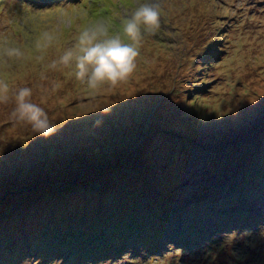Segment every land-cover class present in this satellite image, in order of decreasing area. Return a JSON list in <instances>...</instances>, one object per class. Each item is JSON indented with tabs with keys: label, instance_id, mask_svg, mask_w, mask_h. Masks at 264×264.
I'll list each match as a JSON object with an SVG mask.
<instances>
[{
	"label": "rangeland",
	"instance_id": "obj_1",
	"mask_svg": "<svg viewBox=\"0 0 264 264\" xmlns=\"http://www.w3.org/2000/svg\"><path fill=\"white\" fill-rule=\"evenodd\" d=\"M158 2L160 28L144 36L132 75L93 91L75 79L73 67L50 65L97 21L122 35L135 0H61L48 7L40 0H0V53H23L0 55V80L10 94L32 89L31 101L55 125L48 142L77 143L87 154L48 162L47 142H36L29 125L11 118L14 101L0 104V235H9L4 225H17V217H43L37 198L77 200L76 190L58 185L68 181L87 187L80 193L83 220L92 213L87 205L105 204L98 192L109 182L136 195L116 206L133 202L135 216L162 212L166 221L152 241L96 256L92 246L90 256L76 258L72 249L48 259L39 245L42 230L31 238L36 252L29 248L15 264H264V0ZM45 163L53 172L36 175ZM240 212L241 227L242 218H234ZM94 215L89 223L100 229L85 235L87 247L112 227ZM173 215L177 226L169 223Z\"/></svg>",
	"mask_w": 264,
	"mask_h": 264
},
{
	"label": "trees",
	"instance_id": "obj_2",
	"mask_svg": "<svg viewBox=\"0 0 264 264\" xmlns=\"http://www.w3.org/2000/svg\"><path fill=\"white\" fill-rule=\"evenodd\" d=\"M42 1V7H48L55 4H58L61 0H40ZM74 1V0H73ZM79 105V104H78ZM68 113L64 112L61 118L64 120L65 115ZM83 114H81V117L87 118L85 116H89L88 109H85L82 111ZM104 115V114H103ZM103 115H99L93 120H97L101 118ZM92 120V121H93ZM70 124H72V129L76 126L78 123V119L70 120ZM67 129V128H66ZM36 136V135H35ZM53 136H61V134H56ZM50 137V136H49ZM49 137H36L37 140H43L44 143L47 144V157L48 162L54 161L55 164H57V161H66L69 163V158L71 156L76 157V159L79 156H82V158H85L87 154L83 151L84 149L82 146H77V143L69 144V142L63 144L59 142L58 144H51L47 141ZM61 139V138H60ZM24 145V144H23ZM23 147V146H22ZM32 146L28 147L25 150L22 151H29L28 149ZM59 148L64 149V153L58 154ZM73 152V153H72ZM28 154V153H27ZM87 158V157H86ZM76 159L70 158V162H75ZM47 161V160H45ZM37 165V164H33ZM32 165V166H33ZM37 172V173H36ZM36 175H44V173H52L53 168L50 164L45 163V165L42 166L41 169H38L36 171ZM42 177V176H41ZM109 177H107L108 179ZM108 182V180H107ZM71 181L64 182V183H58V185H64L65 188L63 191H67L69 189H72V191L76 190L78 197L75 200L74 196L68 197L67 199H64L61 201V199L57 201H53L51 199H47V197H41L37 198L35 202L40 203L39 206L42 207L41 209L37 208L39 210L43 217H33L32 219L30 217H17V223L16 219L12 220L13 222H9V224L16 223L15 226H6L4 225L6 231H9V237L0 235V264H15L18 263V260L21 256L29 254V248H31V254H34L36 252V249H33V243L31 241L32 235L40 233L42 231L43 234V240L39 242L40 248H45L49 254L48 259L50 257H55V255H59L63 252H68L72 249L76 250L73 252V257L76 258L75 253L81 254L83 252L84 256H87L90 254L86 252V250L90 249L89 247H95L92 250V255L96 256L98 252H102L103 255H107L112 253V251H116V253H119L124 249V247H130L131 245H135L138 241L144 238L145 241H152L153 235L158 238L160 236L159 233L153 234L155 232V229L160 230L161 225H163L165 221L164 214L162 212H157L155 214H152L150 217L146 216H139L134 215V207L133 202L130 203L126 200H133L135 198L134 191L127 187L126 184L116 183V184H110L109 182L105 185H101L100 188V195H105V204H96L91 203V205H87L86 208H88L89 212L87 213V219H82V217H78L79 213H82L85 211L84 201L81 199H84V196H80V193L82 192L83 195H86V191L82 190L87 189V187L82 186V183H74L70 184ZM46 189V186L44 187ZM63 192V193H64ZM74 192V193H75ZM122 192V193H121ZM136 193V191H135ZM70 193H67V195ZM71 195V194H70ZM242 197V195H239ZM238 196V198H239ZM125 197L126 203L122 205L121 207L118 205L116 206L117 201L119 198ZM231 201L235 202V199L237 198L235 195L231 196ZM244 199H247L246 195L244 194ZM240 198V199H243ZM86 198V197H85ZM121 200H119L120 202ZM227 201V200H226ZM79 202V203H78ZM207 203V201L205 202ZM38 206V207H39ZM65 206V208L63 207ZM84 207V210H83ZM96 210L94 211L93 210ZM120 208V209H119ZM32 211H26L23 213H29ZM96 215L95 219H103L104 222L107 224L106 226H112L109 228L107 233H104V231L101 233L102 236L100 238L95 237L93 241L90 240L91 244L87 247L88 241L85 239V235L89 233L88 231L92 230V228L100 229L99 226H97L96 221L94 224H90L91 222L89 219H91V214ZM94 215V216H95ZM124 215V219L121 220H115L118 219L117 217H122ZM240 216L234 217L237 220L242 218V220L237 223L240 227L241 224L246 223L245 222V216L241 215V212L239 213ZM32 216V215H29ZM181 217V216H180ZM167 219V218H166ZM114 220V221H113ZM179 216L173 215L171 218V221L169 223L173 224L172 226H177L179 224ZM110 221V222H109ZM109 222V223H107ZM113 224V225H112ZM150 226L148 227V225ZM184 229L180 231L179 233H183ZM104 234V235H103ZM107 234V235H106ZM109 234V236H108ZM11 235V236H10ZM172 235V234H171ZM82 239L80 244H74V239L78 240ZM73 239V240H72ZM94 242V243H93ZM53 245L56 247H53ZM27 246V248H26ZM32 246V247H30ZM61 246V247H60ZM60 247V249H58ZM23 250L22 252L19 250ZM41 250V249H40ZM11 251H14V253H10ZM38 251V249H37ZM20 252V254H19ZM59 253V254H58ZM38 255H40V251H38ZM41 259H45V257ZM92 258H89V260Z\"/></svg>",
	"mask_w": 264,
	"mask_h": 264
},
{
	"label": "clouds",
	"instance_id": "obj_3",
	"mask_svg": "<svg viewBox=\"0 0 264 264\" xmlns=\"http://www.w3.org/2000/svg\"><path fill=\"white\" fill-rule=\"evenodd\" d=\"M158 8V0H135L134 9L122 20V35L129 42L122 39L121 33L110 34L104 21L87 26L50 67H73L75 79L93 91L127 81L136 68L144 36L155 34L160 28ZM45 39L52 38L45 34ZM0 55L21 58L23 53L19 48H9ZM31 96L30 87H20L10 94L8 84L0 80V104L10 98L15 104L11 118L29 125L34 135L46 138L54 133L55 125L45 109L31 101Z\"/></svg>",
	"mask_w": 264,
	"mask_h": 264
}]
</instances>
